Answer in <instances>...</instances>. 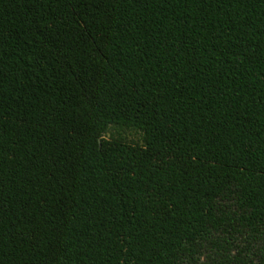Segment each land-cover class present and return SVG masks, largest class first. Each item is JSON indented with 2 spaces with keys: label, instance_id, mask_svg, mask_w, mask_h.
Listing matches in <instances>:
<instances>
[{
  "label": "trees",
  "instance_id": "obj_1",
  "mask_svg": "<svg viewBox=\"0 0 264 264\" xmlns=\"http://www.w3.org/2000/svg\"><path fill=\"white\" fill-rule=\"evenodd\" d=\"M0 264H264V0H0Z\"/></svg>",
  "mask_w": 264,
  "mask_h": 264
},
{
  "label": "rangeland",
  "instance_id": "obj_2",
  "mask_svg": "<svg viewBox=\"0 0 264 264\" xmlns=\"http://www.w3.org/2000/svg\"><path fill=\"white\" fill-rule=\"evenodd\" d=\"M119 132L116 128H111L110 133H108L107 135H118ZM121 134L126 136V138H128L129 140H139L140 139V135L138 133L132 132V131H121Z\"/></svg>",
  "mask_w": 264,
  "mask_h": 264
}]
</instances>
